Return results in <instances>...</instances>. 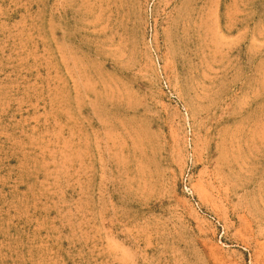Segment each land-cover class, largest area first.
<instances>
[{"label":"rangeland","instance_id":"obj_1","mask_svg":"<svg viewBox=\"0 0 264 264\" xmlns=\"http://www.w3.org/2000/svg\"><path fill=\"white\" fill-rule=\"evenodd\" d=\"M0 264H264V0H0Z\"/></svg>","mask_w":264,"mask_h":264}]
</instances>
